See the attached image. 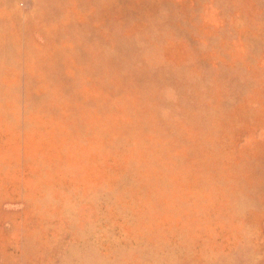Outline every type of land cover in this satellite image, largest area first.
I'll list each match as a JSON object with an SVG mask.
<instances>
[{"label": "rangeland", "instance_id": "rangeland-1", "mask_svg": "<svg viewBox=\"0 0 264 264\" xmlns=\"http://www.w3.org/2000/svg\"><path fill=\"white\" fill-rule=\"evenodd\" d=\"M0 264H264V0H0Z\"/></svg>", "mask_w": 264, "mask_h": 264}]
</instances>
